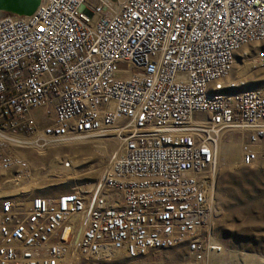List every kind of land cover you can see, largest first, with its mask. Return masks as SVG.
Wrapping results in <instances>:
<instances>
[{
	"label": "built area",
	"instance_id": "obj_1",
	"mask_svg": "<svg viewBox=\"0 0 264 264\" xmlns=\"http://www.w3.org/2000/svg\"><path fill=\"white\" fill-rule=\"evenodd\" d=\"M237 57L264 69V0H40L30 16L0 12V264H66L72 250L86 264L222 253L217 149L236 135L242 166L264 158V88L237 90ZM103 137L120 152L98 180L54 197L9 192L33 173L18 150Z\"/></svg>",
	"mask_w": 264,
	"mask_h": 264
},
{
	"label": "rangeland",
	"instance_id": "obj_2",
	"mask_svg": "<svg viewBox=\"0 0 264 264\" xmlns=\"http://www.w3.org/2000/svg\"><path fill=\"white\" fill-rule=\"evenodd\" d=\"M248 64L252 65L246 57H237L230 81L237 77L242 78L238 76L237 70ZM243 79L247 81V85L237 89L239 91L264 88V69L253 68ZM43 126L44 124L39 125L40 128ZM230 141L243 147L241 139L236 135L227 137L221 143L227 145ZM111 143L113 144L107 143L104 153L94 151L90 143L50 147L40 156L36 150H18L16 153L30 163L32 174L43 176L42 185H39L42 187L32 186L27 190L30 191L29 197H54L70 192L74 186L96 181L102 166L108 164L113 153ZM241 155V152L229 154L216 162L217 183L214 198L219 216L215 234L224 249V255L214 262L208 259L204 264H246L244 258L247 254L264 257V158L252 167H244L240 164ZM64 161L70 162L71 167L65 168V164H62ZM184 253L183 247H176L150 253L136 260L118 256L110 264H183ZM73 264L86 262L77 258Z\"/></svg>",
	"mask_w": 264,
	"mask_h": 264
},
{
	"label": "bare ground",
	"instance_id": "obj_3",
	"mask_svg": "<svg viewBox=\"0 0 264 264\" xmlns=\"http://www.w3.org/2000/svg\"><path fill=\"white\" fill-rule=\"evenodd\" d=\"M251 71L253 70V66L251 64H248V65H242L241 67L238 68V76L239 77H245L246 73L248 71ZM39 117H42V115L39 114ZM108 142H113V144L111 143L110 144V147L113 148L112 150V155H115L117 153L120 152V144L117 140V138H113V137H103V138H95V139H88V140H81V139H78L72 143H69V144H86V143H90L92 144V149L94 151H97V153H104L106 151V146L108 145L107 143ZM61 144H53V145H50L49 147H47L46 149L50 148V147H56V146H59ZM63 145H66V144H63ZM38 153V155L40 156L41 153L43 152L42 151V148L40 147H36L35 149ZM240 153L242 154L243 152V147L242 146H239L237 143L233 142V141H230L227 145H223L222 143L219 145L218 149H217V155H216V162L220 160L221 157H226L228 156L229 154H235V153ZM43 154V153H42ZM112 158V157H111ZM71 161L73 159H70ZM66 163V161H64L62 164L64 166V164ZM107 168V165L105 166H102L101 168V172L97 178V180L102 176V174L104 173V171L106 170ZM94 172V171H93ZM43 176H39L38 173H34L32 174L31 178L29 180H23V181H20L19 183H16L14 184L9 192L10 193H14V194H19L21 192H25L27 190H29L32 186L34 187H42V186H39L43 179H42ZM50 181V180H49ZM63 181V180H62ZM42 185V184H41ZM224 250V249H223ZM224 255V251L222 253H220L219 255H216V256H213L211 257L210 259L214 262L218 257ZM76 253L75 251H71L70 252V255L68 256V258L66 259V264H73L76 260ZM209 259V260H210ZM244 260L246 261V264H264V258L263 257H260V256H257V255H254V254H248L246 255V257L244 258Z\"/></svg>",
	"mask_w": 264,
	"mask_h": 264
},
{
	"label": "water",
	"instance_id": "obj_4",
	"mask_svg": "<svg viewBox=\"0 0 264 264\" xmlns=\"http://www.w3.org/2000/svg\"><path fill=\"white\" fill-rule=\"evenodd\" d=\"M40 0H0V12L18 16H30L38 8Z\"/></svg>",
	"mask_w": 264,
	"mask_h": 264
},
{
	"label": "crops",
	"instance_id": "obj_5",
	"mask_svg": "<svg viewBox=\"0 0 264 264\" xmlns=\"http://www.w3.org/2000/svg\"><path fill=\"white\" fill-rule=\"evenodd\" d=\"M248 255V254H247ZM264 258V257H263ZM212 259V258H211Z\"/></svg>",
	"mask_w": 264,
	"mask_h": 264
}]
</instances>
